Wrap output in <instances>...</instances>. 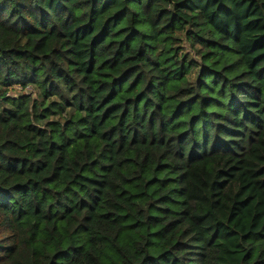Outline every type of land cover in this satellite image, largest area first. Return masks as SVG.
<instances>
[{"label":"trees","instance_id":"1","mask_svg":"<svg viewBox=\"0 0 264 264\" xmlns=\"http://www.w3.org/2000/svg\"><path fill=\"white\" fill-rule=\"evenodd\" d=\"M0 264H264V0H0Z\"/></svg>","mask_w":264,"mask_h":264},{"label":"rangeland","instance_id":"2","mask_svg":"<svg viewBox=\"0 0 264 264\" xmlns=\"http://www.w3.org/2000/svg\"><path fill=\"white\" fill-rule=\"evenodd\" d=\"M188 48H189V47H188ZM20 91H21V89L16 87L15 90H14L12 93H14V94L17 93V94H18V92H20Z\"/></svg>","mask_w":264,"mask_h":264}]
</instances>
